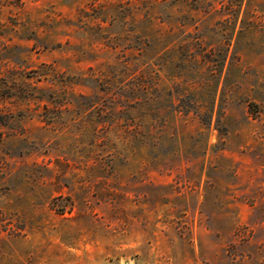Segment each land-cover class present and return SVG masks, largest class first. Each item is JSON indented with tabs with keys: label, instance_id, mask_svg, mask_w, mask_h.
<instances>
[{
	"label": "rangeland",
	"instance_id": "1",
	"mask_svg": "<svg viewBox=\"0 0 264 264\" xmlns=\"http://www.w3.org/2000/svg\"><path fill=\"white\" fill-rule=\"evenodd\" d=\"M0 264H264V0H0Z\"/></svg>",
	"mask_w": 264,
	"mask_h": 264
}]
</instances>
